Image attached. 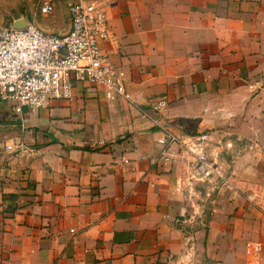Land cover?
<instances>
[{"label":"crops","instance_id":"crops-1","mask_svg":"<svg viewBox=\"0 0 264 264\" xmlns=\"http://www.w3.org/2000/svg\"><path fill=\"white\" fill-rule=\"evenodd\" d=\"M106 19L101 51L130 98H164L148 114L178 136L232 142L208 213L187 153L163 162L125 100L84 84L19 115L0 102V264H189L200 247L212 264H264V0H111ZM38 26L61 35L70 19Z\"/></svg>","mask_w":264,"mask_h":264},{"label":"built area","instance_id":"built-area-1","mask_svg":"<svg viewBox=\"0 0 264 264\" xmlns=\"http://www.w3.org/2000/svg\"><path fill=\"white\" fill-rule=\"evenodd\" d=\"M110 4L111 0L68 4L70 28L61 35L44 33L30 24L0 29V102L19 115L24 109L44 108L54 100L70 101L76 85L92 86L107 101L125 100L157 127L159 136L155 143L161 149L163 162L171 159L173 147H179L191 160L195 180L211 178L216 174L215 159L222 150L231 149L232 142L211 148L208 134L178 136L148 114L163 111L167 106L164 98L142 107L136 97L126 94L122 70L101 51V44L108 37L106 9ZM53 11L54 6L47 2L39 7L40 16ZM21 121L25 123L24 118Z\"/></svg>","mask_w":264,"mask_h":264},{"label":"rangeland","instance_id":"rangeland-1","mask_svg":"<svg viewBox=\"0 0 264 264\" xmlns=\"http://www.w3.org/2000/svg\"><path fill=\"white\" fill-rule=\"evenodd\" d=\"M77 0H0V29L19 26V25H34L38 26L40 23L46 24L48 27L60 29L63 31L70 19L68 13V4L76 2ZM50 3L54 6V11L47 16L39 15V7L43 3ZM39 27V26H38ZM193 180H195L193 178ZM197 188V203L199 209L208 213V185L207 180H195ZM199 222L197 228H202L208 222V217H198ZM201 246V243L198 244ZM188 263V262H187ZM189 264H212L211 261L204 258L202 247L192 256Z\"/></svg>","mask_w":264,"mask_h":264},{"label":"water","instance_id":"water-1","mask_svg":"<svg viewBox=\"0 0 264 264\" xmlns=\"http://www.w3.org/2000/svg\"><path fill=\"white\" fill-rule=\"evenodd\" d=\"M25 26H26L25 24H24V25L22 24V25H19V26H16V25H15V26H13V27H14V28H23V27H25Z\"/></svg>","mask_w":264,"mask_h":264}]
</instances>
